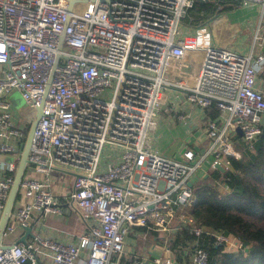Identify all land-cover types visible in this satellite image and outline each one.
Segmentation results:
<instances>
[{"label": "built area", "instance_id": "built-area-1", "mask_svg": "<svg viewBox=\"0 0 264 264\" xmlns=\"http://www.w3.org/2000/svg\"><path fill=\"white\" fill-rule=\"evenodd\" d=\"M197 1L225 0H79L71 12L70 0H0V153L14 157L2 171H16L21 142L43 103L4 241L40 216H63L53 192L55 170L75 173L67 204L87 224L76 243L42 236L14 242L0 250V264H111L137 227L143 238L162 235L165 256L153 264H176L165 243L180 225L197 238L213 236L224 250L242 248L232 234L198 226L190 215L197 203L191 177L208 154L186 147L178 160L150 148L154 118L173 99L203 110L214 106L216 118L198 124L205 125L213 169H230V157L254 151L263 131L264 91L257 81L264 29L257 28L249 54L230 51L215 43L211 22L184 24ZM239 1L262 6L264 19V0ZM182 24L193 32L182 35ZM110 87L111 98H104ZM14 92L31 108L28 123L12 112L7 99ZM176 119L190 124L180 108ZM240 140L243 150L235 148ZM107 145L121 152L104 165ZM14 177H0V212ZM183 253L190 264H209L198 240Z\"/></svg>", "mask_w": 264, "mask_h": 264}, {"label": "trees", "instance_id": "trees-1", "mask_svg": "<svg viewBox=\"0 0 264 264\" xmlns=\"http://www.w3.org/2000/svg\"><path fill=\"white\" fill-rule=\"evenodd\" d=\"M239 5V0L218 4L197 1L183 22L196 28ZM208 111L209 117L214 119V106ZM229 160L231 167L225 173L212 169L201 184L194 185L197 203L189 212L196 225L232 234L242 243V248L226 252L224 246L216 244L215 238L208 234L199 237L200 246L207 251L209 264H264V128L254 151L243 152L241 158L230 157ZM221 185L228 189L221 191ZM195 238L183 227L178 235L170 238L168 246L171 250L180 246L184 251L186 241Z\"/></svg>", "mask_w": 264, "mask_h": 264}, {"label": "crops", "instance_id": "crops-1", "mask_svg": "<svg viewBox=\"0 0 264 264\" xmlns=\"http://www.w3.org/2000/svg\"><path fill=\"white\" fill-rule=\"evenodd\" d=\"M239 6H242V5L240 4ZM222 13L223 12H221L213 20V22L218 21V20L220 21L219 27H216V29H215L216 33L219 30H224V31H227L229 33H233V31L235 29L234 26L232 24L228 23L226 15H224V13L223 14ZM222 15H223V17H222ZM213 22H211V23H213ZM213 25H215V24L213 23L211 25V27ZM259 26H261V25H259ZM262 29H264V28L262 27ZM212 30L214 31V34L216 35L214 28ZM216 44L224 47L220 43L219 44L216 43ZM249 52L244 53V54H249ZM257 89L264 91V69L261 71V73L258 76ZM173 100H175V99H173ZM176 103H179V102H175V104ZM175 104L173 103L172 106L169 107L168 112L171 113L172 111H176V112L178 111L179 108H175L173 110V106ZM182 104L188 105L187 103H182ZM188 106H190V105H188ZM191 108L187 109L188 114H190V123L197 121L196 123L200 124V123L205 122L207 119H212L208 115V112H209L208 109L203 110L200 108H197V109H191ZM164 111H166V110H164ZM215 118H216V116H215ZM262 122H263V128H264V118H263ZM164 123H166V122H165V118L163 116V118L161 119V125L163 127H164ZM198 127L200 129H202V131H198L197 142L199 143L201 149H203L205 146H207V145L209 146L210 142L205 139V136H206V133L204 131L205 125L204 126L200 125ZM26 128H28V127H26ZM183 129H184L183 127H181L180 129L178 127H176L175 129H165L164 131H159L160 139L162 141V145H160L161 148H159V146H158V149L161 152L172 156V154L175 153L174 151L176 149L168 148L166 145H164L163 140L167 138L168 141H171L174 136H178L180 138L181 142L184 141V139L187 138V135H186L187 133H185V131H183ZM240 137L241 136L239 135V138ZM188 143H190V141ZM24 144H25V140H23L21 142L20 147L22 148V145L24 147ZM198 153H200V152H198ZM11 161H14L13 156L0 153V177L1 178L6 176V175H12V174L15 176L16 171L10 172V171H7L5 169L2 171L3 166H1V164H6V163L11 162ZM208 173L203 175V177L197 183L192 182L193 187H194V185L201 184L203 182V179L205 178V176H207ZM52 174L54 176L53 192H54L55 196L59 199L61 205L63 206L64 214H63V216H58V215H52V216H47V217L40 216L37 219H35L34 222L30 226L31 228H33V231H32L33 236H28L27 241H32L35 237L42 236L43 238H52V239H55V240L60 241V242L76 243L79 239V236L82 235L85 231H87V224L80 217V215L75 210H73L70 207V205L67 204V195L73 190L75 173L72 171L60 169V170H55ZM0 215H1V212H0ZM183 227H186V225H180L179 227H177V229H175V231L171 233L172 236L176 233L178 235V233H180V229ZM143 231H144V229L141 227H137V228L133 229V231L126 238L127 241H126L125 251H124L123 255L122 256H114L111 259V264H151V263H154V259L157 255H161L163 257L165 256L163 251L161 250V246L163 245L162 235H159V234L153 232V233H150L147 237L143 238L140 234ZM25 233H26L25 230H18L15 234H13L9 238L8 242L11 244V243L18 241L19 239H21L25 235ZM196 240L199 241V238H195L192 241H186V242H188L187 244H189V246H193ZM236 240H237V238L234 237V235H232L231 236L232 243L236 242ZM165 244L167 245L168 242ZM199 245H201V243H199ZM183 248H184V246H183ZM228 248H230V247H227V249ZM180 249H181V247L179 246V249L174 248L173 249L174 251L172 250L175 253L173 255L174 259H175V263L176 264H190L189 261L186 259L183 251ZM227 252H233V251L227 250Z\"/></svg>", "mask_w": 264, "mask_h": 264}, {"label": "rangeland", "instance_id": "rangeland-1", "mask_svg": "<svg viewBox=\"0 0 264 264\" xmlns=\"http://www.w3.org/2000/svg\"><path fill=\"white\" fill-rule=\"evenodd\" d=\"M224 15L227 17L228 23L232 24L234 26L233 33H229L224 30H219L216 33V27H219L220 21H212L215 25L212 26V29L214 28L216 35L214 34V40L215 43H220L224 46V48L233 51V52H239V53H248L251 51L254 36L256 34L257 28L259 25H261L264 28V19H263V8L262 6L258 4H249L248 6H238L236 8L226 10L223 12ZM222 13V14H223ZM223 17V15H222ZM213 23H210L211 25ZM182 35L190 34L192 33L193 29L191 30L186 25L182 24L180 26ZM214 33V31H213ZM218 37V38H217ZM3 74L0 73V77H2ZM114 87V86H113ZM113 87H110L107 91L104 92L103 97L104 98H111L113 94ZM172 94H176V92H173ZM8 102L11 105L12 112L14 116L19 117L23 122L28 123V119L31 115V108L29 107L27 101L24 99L23 95L19 92H14L10 95V97L7 99ZM177 102L176 100H172L170 106L172 104ZM192 107V108H191ZM175 108H180L182 112L187 113V109H197L195 106H188L186 104H179L176 103L173 106V110ZM176 111H172L171 113L166 111H159L157 112L156 117L154 118L156 122V129L155 132L150 133L149 135V142H150V148L155 150L156 152H160L166 156L173 157L175 159L181 160L182 159V151L186 147H190L194 149L196 152H200L203 155H207L206 160L202 163V167L198 168L196 172L192 175L191 181L193 183H197L203 175L206 173H210L212 170V164L215 161V156L213 153H209L210 145L205 146L203 149H201L198 140V131H202L198 126L196 122H191L188 125H184L178 120H176ZM165 118L164 127L161 125V119ZM184 125V126H183ZM28 126V125H27ZM163 128H162V127ZM178 127L179 129L183 127V131L187 133V138L184 139V141H180V138L178 136H174L171 141H168V139H164V145H166L168 148L176 149L174 154L168 155L166 153L161 152L158 149L160 145H162V141L160 139L159 131H164L165 129H175ZM178 130V129H177ZM190 131V132H189ZM190 141V143H188ZM244 142L242 140L239 141V143L235 144V148L238 150L244 149ZM121 148H116L111 145H107L104 149V154L102 156L101 163L106 165L107 163L113 162L115 159L113 158L114 153H120ZM220 190L224 191V187L221 185ZM127 241V240H126ZM227 250L233 251V248H228ZM237 250V247H234V251Z\"/></svg>", "mask_w": 264, "mask_h": 264}, {"label": "water", "instance_id": "water-1", "mask_svg": "<svg viewBox=\"0 0 264 264\" xmlns=\"http://www.w3.org/2000/svg\"><path fill=\"white\" fill-rule=\"evenodd\" d=\"M102 1H110V0H102ZM77 2H79V0H70V3H69V11L70 12L73 10V7ZM63 39H64V34L62 36L61 43L59 46L60 49L63 46ZM57 63H58V59L55 63V66L57 65ZM48 88H49V85L47 87V90H48ZM42 116H43V103L41 106H39L37 108L36 113H35L32 121L30 123L29 130L27 132V136L25 139V144H24V147H23V150L21 153V157H20V160L18 162L17 169H16V173H15V177H14V183L10 189V192H9L8 197H7L5 204H4V208H3L1 215H0V250L1 249H7L14 244V243L10 244V243L5 242L3 236H4L6 226L8 224V221L10 219V216L13 212L15 202H16L17 197H18L20 182H21V180L25 174L27 165L29 163V153H30V149H31V146L33 143L35 131H36L37 125H38ZM237 132L240 136H242L243 132H242L241 127H237ZM216 168L218 170H220L222 173H225V171H226L225 168L222 167L221 165H217ZM190 186L193 187V183H190ZM25 231H26L25 235L21 239L16 241L15 243L26 241L28 236H33V232H32L33 228L26 227ZM151 264H153V263H151Z\"/></svg>", "mask_w": 264, "mask_h": 264}]
</instances>
